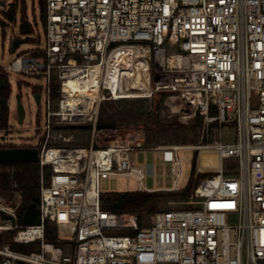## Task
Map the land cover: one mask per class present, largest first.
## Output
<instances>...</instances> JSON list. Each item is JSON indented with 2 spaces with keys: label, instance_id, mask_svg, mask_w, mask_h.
I'll return each mask as SVG.
<instances>
[{
  "label": "built area",
  "instance_id": "built-area-1",
  "mask_svg": "<svg viewBox=\"0 0 264 264\" xmlns=\"http://www.w3.org/2000/svg\"><path fill=\"white\" fill-rule=\"evenodd\" d=\"M44 5V44L6 65L0 59L7 83L10 73L43 81L33 91L40 94L42 122L35 127V146H12L38 150L40 225L18 223L20 195L0 196V233L14 232L12 243L37 249L19 253L1 245L0 262L264 264V0H44ZM140 62L146 65L143 73L136 68ZM92 69L93 88L75 93L71 83L88 81ZM156 97L162 111L199 114L206 129L231 126L233 141L147 149L172 152L173 182L165 189L170 192L182 191L178 151L213 150L218 167L192 182L193 208L159 211L140 227L136 213L102 209L99 183L133 177L140 190L154 192L142 186L143 169L130 160L132 152L146 148L137 137L99 144L109 129L97 126L105 102ZM73 126L90 127L87 146L69 132L79 131ZM226 158L237 161L233 176L221 166ZM47 223L57 229V244L45 242Z\"/></svg>",
  "mask_w": 264,
  "mask_h": 264
},
{
  "label": "rangeland",
  "instance_id": "rangeland-1",
  "mask_svg": "<svg viewBox=\"0 0 264 264\" xmlns=\"http://www.w3.org/2000/svg\"><path fill=\"white\" fill-rule=\"evenodd\" d=\"M0 2L3 4L0 6L1 19H3L2 14L10 6H13L16 11V23L6 22V26H0V59L6 65L8 61L13 60L18 54L31 50L37 45L44 44L45 25L41 17L42 4L40 0H0ZM21 19H27L29 21L32 26V33L29 35V41L27 43L13 49L10 44L11 36L22 38L17 28ZM8 85L12 90L9 98V130L7 132L0 130V137L8 133L9 135H6V142L4 144L12 146H35L37 141L35 127L38 124H42V122L37 117V112L40 110V107L36 105L32 92L33 88L42 86L43 81L39 78L10 73L8 75ZM17 94H21V103L25 110V117L22 124H18L17 122L15 109V96ZM162 110H164V106L157 97L151 101L142 99L105 102L101 107V111H99V122L102 125L111 127V129L101 134L98 138V143L103 145L116 140L123 142L127 139L137 137L146 149L132 152L130 154V160L133 165L143 169V187L148 189L160 188V190L156 191L160 193L156 210L158 212L171 209L189 210L195 206L189 203L192 201L191 193L188 196L180 195V193L187 190L193 181H197L196 179L210 176L209 173H203L202 176L194 178V155L197 153V159L200 155V165L217 168L218 160L216 153L213 150L200 149L178 151L177 155L183 166L182 177L179 183L182 191L170 192L165 189L170 188L173 182L170 171L172 152L169 150L156 151L147 149L167 146L201 147L220 142L230 143L233 141V129L231 126H220L217 123L210 125L206 129L203 117L201 122L197 121L196 117L199 115L197 113L195 116L188 118L185 115L171 114ZM69 132L75 137H80L81 146L88 145L89 136L91 135L90 130ZM1 144L3 143L0 140ZM200 165H195V173L200 169ZM221 166L224 169L225 175L233 176L237 172V161L234 158L224 159ZM8 171V168L0 167V173H6ZM99 189L102 194L110 192H130L139 190V184L133 177H113L101 180ZM19 195L20 193L14 189L12 191L9 190V192L0 190V196L5 200H12ZM153 216L143 215L141 226L151 224ZM230 217L231 221L235 220V215H231ZM1 219L2 217L0 216ZM4 233L6 232H1L0 234ZM2 245L8 246L9 244L3 243ZM34 248L37 249V246Z\"/></svg>",
  "mask_w": 264,
  "mask_h": 264
},
{
  "label": "trees",
  "instance_id": "trees-1",
  "mask_svg": "<svg viewBox=\"0 0 264 264\" xmlns=\"http://www.w3.org/2000/svg\"><path fill=\"white\" fill-rule=\"evenodd\" d=\"M42 4L41 17L45 24V5L44 0H40ZM3 19L0 18V26L4 27L7 23H14L16 19V11L13 6H10L7 11L2 14ZM4 79L5 77L2 76ZM57 86L53 85L52 95L54 98H58ZM4 88L0 90L2 93ZM9 91H5V95L8 96ZM213 115V113L211 112ZM198 122H201L202 117L197 115ZM7 126V111H0V129L3 130ZM213 127V126H212ZM197 160V153L193 159V174H195V165ZM2 168H8L6 173H0V190L9 192L14 189L20 193L21 204L18 209V223L22 224V216L26 210L27 205L31 202L33 196L39 193V167L37 164L24 163V164H0ZM202 174H198V177ZM197 183V182H196ZM14 185V187H12ZM12 187V188H11ZM193 189L191 185L187 190L180 195L188 196ZM160 198V193L157 192H145V191H130V192H110L101 195V207L103 210L114 214H130L136 213L138 215V224L141 227L143 215H155L156 204ZM14 232H6L0 234V246L3 243H8L9 247L13 251H19L22 253H28L35 251L36 244L30 245H17L12 243L11 239ZM45 242L57 244L59 239L57 237V229L51 224H46L45 228Z\"/></svg>",
  "mask_w": 264,
  "mask_h": 264
},
{
  "label": "water",
  "instance_id": "water-1",
  "mask_svg": "<svg viewBox=\"0 0 264 264\" xmlns=\"http://www.w3.org/2000/svg\"><path fill=\"white\" fill-rule=\"evenodd\" d=\"M3 4L0 2V6ZM16 23V22H15ZM18 32L22 35V38L11 36L10 44L13 49H16L18 46L25 44L29 41V35L32 33V26L27 19H21L17 25ZM8 84L6 79L0 75V90ZM34 91V88H33ZM12 90L10 88V96ZM33 94V92H32ZM9 96V98H10ZM33 99L36 104H38L40 99L39 93L33 94ZM16 101V116L18 124H22L25 117V110L21 103V94L15 96ZM8 101L0 97V104H6ZM73 130H89V126H73L70 127ZM97 129H111V127L99 124ZM39 161V153L35 148L27 147H8L0 148V164H24L32 163L37 164ZM39 193L32 197L31 202L27 205L26 210L22 216V224L24 226H37L40 225V210H39ZM2 214V213H1ZM6 219H11V217L2 214ZM0 264H2L0 262Z\"/></svg>",
  "mask_w": 264,
  "mask_h": 264
},
{
  "label": "bare ground",
  "instance_id": "bare-ground-1",
  "mask_svg": "<svg viewBox=\"0 0 264 264\" xmlns=\"http://www.w3.org/2000/svg\"><path fill=\"white\" fill-rule=\"evenodd\" d=\"M136 66L135 67L138 68V71L140 73H143L145 71V66H146L145 63L140 62V63H137ZM95 77H96V73L92 69L91 72H90V78H89L88 81H79V82L77 81V82L71 83V85H72L71 88L73 89V91L75 93L78 92V91H82V90H86V89H91L94 86ZM200 150H205V149L201 148Z\"/></svg>",
  "mask_w": 264,
  "mask_h": 264
},
{
  "label": "flooded vegetation",
  "instance_id": "flooded-vegetation-1",
  "mask_svg": "<svg viewBox=\"0 0 264 264\" xmlns=\"http://www.w3.org/2000/svg\"><path fill=\"white\" fill-rule=\"evenodd\" d=\"M4 91L1 93L0 92V97L2 99H5L7 100L8 102L6 104H0V111H7V126L5 129H3L2 131L3 132H7L9 130V127H8V120H9V117H10V108H9V96H10V86L8 84H6L4 87ZM8 90L9 91V94L8 96L5 95V91ZM16 109V108H15ZM1 130V129H0ZM6 135H9L8 133L5 134L4 136H1L0 137V140L3 144L0 145V148H8V147H12V145H8V144H4V142H6Z\"/></svg>",
  "mask_w": 264,
  "mask_h": 264
},
{
  "label": "crops",
  "instance_id": "crops-1",
  "mask_svg": "<svg viewBox=\"0 0 264 264\" xmlns=\"http://www.w3.org/2000/svg\"><path fill=\"white\" fill-rule=\"evenodd\" d=\"M197 164L200 165V155H199V157L197 159L196 166H197ZM215 170H216V168H212L210 166H202V165H200V169H198L196 173H198V174H203V173H209V174H211V173L215 172ZM151 190H155L154 192H156L157 190H160V188H158V189H151Z\"/></svg>",
  "mask_w": 264,
  "mask_h": 264
}]
</instances>
